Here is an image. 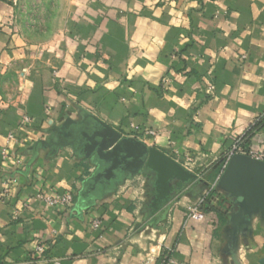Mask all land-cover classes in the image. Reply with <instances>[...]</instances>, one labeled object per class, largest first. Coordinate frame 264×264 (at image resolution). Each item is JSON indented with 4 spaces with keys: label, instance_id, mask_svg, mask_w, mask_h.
Wrapping results in <instances>:
<instances>
[{
    "label": "crops",
    "instance_id": "crops-1",
    "mask_svg": "<svg viewBox=\"0 0 264 264\" xmlns=\"http://www.w3.org/2000/svg\"><path fill=\"white\" fill-rule=\"evenodd\" d=\"M30 1L0 0V264H264V210L236 216L217 182L236 140H264V0H38L45 40ZM125 137L144 154L99 156ZM154 149L195 178L160 192Z\"/></svg>",
    "mask_w": 264,
    "mask_h": 264
},
{
    "label": "water",
    "instance_id": "water-1",
    "mask_svg": "<svg viewBox=\"0 0 264 264\" xmlns=\"http://www.w3.org/2000/svg\"><path fill=\"white\" fill-rule=\"evenodd\" d=\"M124 151L143 155L145 147L135 138L125 137L117 142L112 152H100L99 156L109 157ZM151 158L154 159L152 163L160 165L158 188L162 193H165L166 179L173 171H179L186 178H195L190 170L162 151L152 150ZM217 182L234 201L236 216H242L253 210H264V161L247 154L233 153Z\"/></svg>",
    "mask_w": 264,
    "mask_h": 264
},
{
    "label": "built area",
    "instance_id": "built-area-1",
    "mask_svg": "<svg viewBox=\"0 0 264 264\" xmlns=\"http://www.w3.org/2000/svg\"><path fill=\"white\" fill-rule=\"evenodd\" d=\"M205 91L208 95H213L214 94V85L210 82L207 84ZM264 114L261 116L263 117ZM260 117V118H261ZM259 118V119H260ZM258 119V120H259ZM24 121H28L29 119L27 117L23 118ZM150 133L154 134L153 131H150ZM9 139H13V134H8ZM2 153L4 156H6V150L3 149ZM233 153H243L247 154L253 158H256L258 160L264 161V140L262 142V145L257 148V149H246L242 145L241 140H236L234 144L231 146V148L225 152L224 154V167L227 163V160ZM182 165L184 168L188 170H192L194 167V158L190 156L189 154H185ZM15 178H10V179H5L2 181L1 186H0V199L1 200H6L9 197V194L11 192L10 184H13L15 182ZM35 197L45 203L47 206L56 209V210H61L62 208L67 207L73 200V194L71 192H64V193H56V194H48L43 191H36L35 192ZM204 214L200 210L199 206H192L189 209V217L194 219V220H201L203 218ZM92 225L94 227H97L99 225V220H94L92 222ZM44 251L43 245L38 244L35 247V252L41 254Z\"/></svg>",
    "mask_w": 264,
    "mask_h": 264
},
{
    "label": "rangeland",
    "instance_id": "rangeland-1",
    "mask_svg": "<svg viewBox=\"0 0 264 264\" xmlns=\"http://www.w3.org/2000/svg\"><path fill=\"white\" fill-rule=\"evenodd\" d=\"M27 7L28 13L19 15V19L23 22L30 35L36 39L45 40L51 33L49 29L50 15L48 14L51 9L45 7L44 1L39 2L38 0H31L28 2Z\"/></svg>",
    "mask_w": 264,
    "mask_h": 264
},
{
    "label": "trees",
    "instance_id": "trees-1",
    "mask_svg": "<svg viewBox=\"0 0 264 264\" xmlns=\"http://www.w3.org/2000/svg\"><path fill=\"white\" fill-rule=\"evenodd\" d=\"M264 125V116L261 117L258 121H257V126H263ZM204 208H206V203H204Z\"/></svg>",
    "mask_w": 264,
    "mask_h": 264
}]
</instances>
